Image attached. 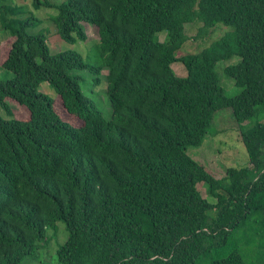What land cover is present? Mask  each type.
<instances>
[{"label": "trees", "instance_id": "16d2710c", "mask_svg": "<svg viewBox=\"0 0 264 264\" xmlns=\"http://www.w3.org/2000/svg\"><path fill=\"white\" fill-rule=\"evenodd\" d=\"M31 3L55 9L50 20L64 42L86 40L82 23L99 39L90 48L95 64L73 50L51 55L45 31L29 33L40 21L0 0L1 30L13 38L0 66L12 74L0 81L10 117H0V264L36 257L58 222L67 235L58 264H253L249 248L264 251V0ZM193 22V39H207L217 24L228 31L176 57ZM232 58L219 74L218 63ZM176 62L185 77L172 71ZM103 70L106 116L81 86L92 90ZM224 76L236 96L224 94ZM44 82L79 127L38 91ZM6 99L29 118H13ZM224 109L247 159L217 178L188 149L215 134Z\"/></svg>", "mask_w": 264, "mask_h": 264}, {"label": "rangeland", "instance_id": "374dc122", "mask_svg": "<svg viewBox=\"0 0 264 264\" xmlns=\"http://www.w3.org/2000/svg\"><path fill=\"white\" fill-rule=\"evenodd\" d=\"M48 1L52 4H58L64 0ZM31 2L32 0H9V3L14 6L24 7L26 11L30 12L34 18L40 21L34 29L29 30V33L36 34L39 30H44L46 35V44L51 55L73 50L78 52L87 63H96L94 52L90 49L91 46L99 39L96 27L82 23L86 40L84 42H77L76 44L66 43L58 37L56 29L50 20V18L56 16L57 12L55 9L47 7L35 9ZM199 27L200 25L196 22L185 26L186 34L191 39L188 40L176 53V57H181L185 54L197 53L203 48L209 46L213 41L219 39L225 32L228 31V28L224 25L217 24L207 39H193ZM163 39L164 33L159 34V41H163ZM12 42L13 38H11L6 31L1 30L0 27V66L5 61ZM237 61V58H232L229 61L219 62L217 65V72L220 74L224 67L234 64ZM171 69L177 77L182 78L186 76V71L179 62L173 63L171 65ZM101 74V81L96 87L92 88V90H88V87H86L85 84H82L81 86L83 92L95 103V106L103 113V115L106 116L107 111L110 110V105L105 94L106 81L104 76L107 72L103 70ZM82 75L86 76V73H82ZM11 78V73L0 69V81ZM85 79L86 82H88L87 76ZM220 85L227 97H233L239 93V90L234 85V81L230 78L225 76L222 77ZM38 91L53 100L54 110L63 121L74 127H79L82 124L79 119L72 116L64 109L62 101L46 82L40 84ZM6 103L13 114V118H17L19 120H27L29 118V113L23 106L10 99H6ZM0 117L5 120L10 119L2 108H0ZM214 122V128L216 129L215 134L206 138L201 147L188 149V154L199 164L203 165L206 170H209L217 178H220L225 175L228 168L244 167L246 165L247 157L243 144L240 141L238 126L233 121L231 110L224 109L216 112ZM260 122L264 123V118L261 119ZM203 189L205 188L203 187ZM201 192L203 193L202 190ZM203 197L207 198L208 201L211 202V199L206 196V194H203ZM48 232L51 239L47 243L42 244L39 248L38 255L36 257L25 258L21 260L19 264H58L56 251L59 245L63 244L66 240L67 235L65 226L62 222H58L56 231L49 230ZM249 249L250 251H248L246 260L253 264H256V262L264 264V251H259L260 253H258L257 249H252V247Z\"/></svg>", "mask_w": 264, "mask_h": 264}]
</instances>
